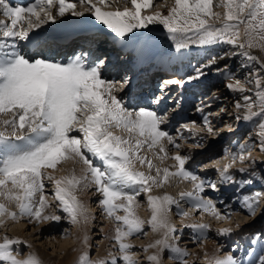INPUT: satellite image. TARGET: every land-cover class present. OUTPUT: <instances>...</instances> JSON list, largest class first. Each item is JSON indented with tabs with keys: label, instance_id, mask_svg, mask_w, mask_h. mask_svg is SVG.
Instances as JSON below:
<instances>
[{
	"label": "snow or ice",
	"instance_id": "obj_1",
	"mask_svg": "<svg viewBox=\"0 0 264 264\" xmlns=\"http://www.w3.org/2000/svg\"><path fill=\"white\" fill-rule=\"evenodd\" d=\"M78 4L86 5L85 11L119 37L134 29L160 24L176 41L177 50L191 44L226 43L240 49L239 55L248 62H257L264 68V61L252 54L253 49L264 52V0H173L170 6L167 2L156 5L155 0H125L123 8L118 6V0H31L28 3L0 0V16L3 17L0 19V217L7 215L18 220L27 216L36 221H59L60 216L45 214L52 206L46 195L48 182L54 185V197L70 221L73 224L86 223L88 209L76 192L82 184L85 187L94 185L103 197L100 203L105 213L117 222L113 239L119 246L120 259L124 264H138L131 253L133 245L125 240L142 233L144 228L145 222L136 212L140 193H151L154 186L168 183L171 177H180L193 185V190L181 192L180 198L219 218L221 212L216 204L202 195L206 186L215 190L217 185L186 167L191 157L180 153L183 145L178 142L184 139V135L182 132L173 135L166 129V115L151 106L132 108L120 96L121 86L105 77L104 59L90 63L87 53H79L62 62L28 58L15 50L17 40H28L30 33L48 22L66 13L83 16L85 12L77 10ZM113 6L114 10H106ZM220 7L224 9L223 13L215 10ZM163 8H167V14ZM145 10L152 11L144 14ZM222 58L210 56L205 64L194 70L195 75L187 77V81L204 76V70L218 64ZM227 78L231 79V76ZM123 79L126 84L128 78ZM250 82L255 85V99L244 96L243 104L236 103L237 109L246 110L245 120L264 115V75L257 71ZM166 83L183 86L185 81ZM226 87L232 91H246L240 80L229 82ZM159 102L158 98L152 103ZM256 107L259 112L253 111ZM202 122L207 134H213L208 115L203 116ZM182 127L193 135L202 131L195 122ZM260 129L259 135L264 137V124ZM169 145L176 150L172 155L169 154ZM155 159L161 162L174 160L172 167L175 171L159 167L154 163ZM237 159H245L243 151L234 154L232 163L223 166L220 173L223 181L232 180L228 170ZM68 160L85 166L81 175H77L75 169L66 176H56L49 171ZM137 164L146 165L149 171L139 170ZM153 170L156 175L151 174ZM258 196L242 198L251 215H255ZM147 200L151 209L148 224L152 231L162 232L161 238L145 246L144 251L157 249L147 260L151 264H161V254L169 249L180 264H188L185 259L190 255L188 250L169 242V235L177 229L170 223L168 214L172 205H176L182 216L189 213L180 208L176 198L168 193L149 195ZM3 201L15 203L19 211L11 210ZM121 211L124 215H119ZM228 216L230 213L225 218ZM2 223L4 221L0 220ZM189 227L203 239L211 226L203 223ZM218 231L230 234L232 229ZM259 239L254 238L253 243ZM21 243L18 238L5 236L0 242V264H41L35 254L19 258L14 246ZM205 259L208 264H264V241H261L258 256L249 251L247 256L229 253L223 257L206 256ZM116 262L117 257L113 256L110 264ZM78 264L108 262L93 261L89 252L84 251Z\"/></svg>",
	"mask_w": 264,
	"mask_h": 264
},
{
	"label": "rangeland",
	"instance_id": "obj_2",
	"mask_svg": "<svg viewBox=\"0 0 264 264\" xmlns=\"http://www.w3.org/2000/svg\"><path fill=\"white\" fill-rule=\"evenodd\" d=\"M165 2H167V4L170 6L173 0H155V4L160 6L164 5ZM118 6L123 8L125 6V0H118ZM128 6L130 7L131 5L128 4ZM85 8L86 5L78 4L77 9L79 11H85ZM114 8L115 6L109 8V10H114ZM152 10H145L144 14L146 13L149 14V12ZM162 10L165 12V14H167V8H163ZM215 10L221 13H223L224 11L222 7L216 8ZM159 34L165 36V38L171 36L168 33L167 29L163 27V25L161 28H158L156 32V35ZM212 46H214L212 52L214 55H219L221 53L223 54L224 52L227 53L229 52L228 51L229 49L237 48L235 46L226 43H219L218 46H220L221 48L218 47L217 44ZM239 52L240 49L238 50L237 55H235V57L232 60L231 73L235 72L233 76H236L235 78L241 81L246 91H243L244 93L238 91L239 94H242L240 95L241 97L239 96L240 98L237 95L236 96L233 95L226 100V98L225 99L223 98L224 96L222 97L220 96L222 93L221 91L220 92L216 91L214 93L212 92L217 86L218 87L221 86L224 89L226 88L224 81H222L220 77H215L217 74H215V76L214 75L211 76V73H215V71L212 72L210 71L211 73L208 72L207 73L208 76H206L203 79L202 77L197 79L195 83H197L198 80L199 81L203 80V82H206L207 85L213 83V85L211 84L212 86L207 90V93L209 97L212 94L211 97H213L214 100L213 98H209V97L208 99H212L213 102L216 103V105L211 106L212 104L209 103L212 100H210L205 106L208 107L210 105V107H208L209 109L206 110L205 115L209 116V119L211 120L212 126L214 128V133L211 135L207 134L202 122L203 119L195 117L188 120L186 118L187 119L186 122H188L186 124H192L193 122H195V124L202 131L200 132L199 135H193L186 130V134H190L192 136L191 137L192 139L185 140L184 142L182 140L178 141L183 145V147L179 150L180 153L182 155H189L191 157L186 167L191 168L192 171L196 170L194 172L200 177L201 175H204L202 177L203 179L204 178L206 179L208 174L209 180L216 183L218 187L216 188L217 190L216 189L213 190L206 186L205 191L202 195H204L205 199H211L216 204V207L221 212V216L217 218L210 215L209 213L200 211L196 209L194 206H192L190 203H188L189 201H187V199H186L187 203L181 202L183 200L180 198V193L192 191L193 185L190 181L183 180L180 177H171L168 183L163 184L162 186L159 187L154 186L151 193L141 192L140 195L137 197L139 207L136 209V212L137 215L145 222L144 228L142 233H137L133 236L126 238L125 240L126 243L133 245V248L131 249V253L134 259L138 261V264H151V262L147 260V257L151 255L153 252L157 251V249L155 248H151L148 249L147 251H144L145 246L152 243L149 237L153 232L151 226L148 224V221L151 218V209L148 206L147 197L149 195L157 196L158 193L161 192V190H165V193H168L169 195L176 198V200L179 203V206H181L182 209L186 210L189 213L188 216L176 215L174 213L177 211V207L176 205H172L171 211L168 214L170 216L169 218L170 219L172 218L171 220H173V217L174 219L180 220L181 217V221H183V224L182 223L178 224L179 232L177 234L171 233L168 239L170 243L178 244L180 247L186 248L188 250L190 255L185 258L188 261V264H208V260H206L205 257L206 256L209 257L208 256L209 254H211V257L212 256L223 257L229 253H231L234 256H247L249 251H253L254 254L257 256L261 254V241H264V198L258 200V202L256 203L255 215H251L247 210V208L244 206L242 198L245 196L253 197L255 196L254 195L255 193H253L251 189L249 190L248 188L247 189L241 188L239 183L240 182L248 183L250 182V180H252V182L253 181L255 182L256 180L257 183L261 184L262 188H264V147H262V141H264V137H261L259 135V132L261 130L260 125L264 124V115L253 117L251 120H245L243 117L246 114V110L243 108L237 109L236 103L239 100L241 101L240 103L243 104L244 96H251L253 99H255V96L253 95L255 91V85L250 81L254 80L257 71L261 75H264V68H262L260 64L257 62H248L244 57L239 55ZM252 54L258 56L262 61H264V52H261L258 49H253ZM231 55L232 54H230L228 57L225 58L226 59L225 62L229 63L231 61L230 60ZM199 67L200 66H198V68ZM206 71H208V69H206ZM192 75L195 74L193 73L191 74V76ZM214 80L216 83H214ZM200 90H204V89H200ZM234 92L235 91H233V93ZM230 95L231 94H229V96ZM219 100L222 101L219 102ZM225 101H228L229 103H224ZM220 104H223L224 106L220 108L219 120L216 119V122L212 121L215 118V115L218 113L217 112L219 110L218 106ZM253 111L259 112L260 109L256 107L253 109ZM212 113L213 116L211 115ZM237 116H240V119H237ZM217 123L219 126L217 125ZM224 123L225 125H223ZM226 124L234 126L233 127L234 129L227 126ZM180 125L181 126H179L178 128H182L183 126L182 123ZM221 128H223V130H218ZM223 131H225V135H222ZM251 141L252 144H255L254 145L255 151H253L251 148L252 147L251 146L252 144H250ZM205 149L206 150L211 149L214 152L212 153L209 151L208 153L207 151L206 154ZM175 151L176 150L169 145V154L172 155L174 154ZM204 151H205V156H203L202 154L204 153ZM241 151H243L245 155V159L243 161L237 159L236 162L233 164V167L228 170V174L232 177V180L228 182L223 181L220 175L223 166L232 163L233 155L234 154L238 155ZM149 155H151V153H149ZM154 163H156L161 168L169 167L171 171H175V168L172 167L175 164L174 160L166 159L163 162H161L159 159H155ZM74 166L78 167V162L73 160H68L63 162L61 165H59L58 168L61 169L60 171L58 170V168L49 171H53L54 175L56 176H65L64 174L66 173V171L74 168ZM136 167L139 170L144 171L146 173L149 171L146 165L142 166L140 164H137ZM239 169H245V171H239ZM151 174L156 175L154 170L152 171ZM232 183H234L233 188H235V190L231 192L228 191L227 193L224 187L226 186L228 188L232 186L231 185ZM237 185L239 186L238 188H236ZM92 186L93 188L90 189V187ZM92 186H89L87 188L88 192H85L84 190H80L76 192V195L81 201H83V203L85 204V206L89 211L91 207L89 206L90 202H88V199H93L94 201H96L95 208L99 204L97 206V210H99L97 212V216L100 215V217L98 218L93 217V219H96L94 221V224H96V226L90 225L89 219H91V217L87 220L86 223H82L81 226H78L77 224H73L68 218V214L65 213L62 209H60L59 204L54 197V192L52 190L54 185L46 182V187H48L46 188V195L52 206L46 209L45 214L58 215L61 217V219L59 221L56 220L36 221L31 218H30L31 220H29L28 217L25 216L19 218L20 220H12L7 215H5L3 217H0V220L4 221L3 224H0V242L3 241V238L5 236H7L10 239L18 238L22 242L20 245H17L18 247L21 248V249L19 248L17 249L19 253V258L24 259L31 253V254H35L40 259L41 264H46L45 259H43L40 256L38 249L34 248L36 246L35 244L40 242L42 243V241H45V246L44 244L41 243L39 244V246L42 248V251H44L45 253H49L50 257L56 255L61 257L64 253L66 252L68 253V250L69 252H71L73 249L71 250L70 248L75 246L79 242V240L82 239L85 243V237H87V241L90 242L93 241L90 246H89V242L86 243L87 246H89V249L87 251L89 252V255L93 261L105 260L108 262V264H110L111 258L115 256L117 257L116 264H124L123 260L120 259L121 254L119 252V246L117 242L113 239V236L115 235V228L118 226L117 222L105 213L103 206L100 205V201L103 199V197L99 192L96 191L95 186L94 185ZM210 190L214 191V193L209 192ZM91 193L93 194L91 195ZM229 194L231 195L229 196ZM239 195L240 198L238 199ZM3 202L9 204L8 207L11 210L17 212L19 211L15 203L8 201H3ZM228 213H230V216H228V218H225V215H227ZM119 215H124L123 211H121ZM24 218L26 219V221L24 220ZM248 219H250L252 223L248 227L241 228L242 226H244V223L248 221ZM21 222H26V223L25 224L22 223L21 225ZM203 223L209 224L211 227L210 229L207 230L205 238L200 239L198 238V234L191 227H189V225L203 224ZM51 225L53 226L52 232L57 233V235H59V238L68 237L67 240H65V246L54 247L52 244H49V240L47 237H45L44 233L49 231L48 228L46 227L48 226L50 227ZM85 227L87 230L85 229ZM178 227L176 228L177 230ZM38 228L40 230H38ZM224 228H230L233 231L239 228V231L237 233H234L230 239H227V234H222L218 231L219 229H224ZM43 229L45 230L43 231ZM54 229H56L57 231H55ZM92 229L93 232L96 231L99 234H96L97 236L95 237L94 236L90 237L93 235L92 234L93 232L90 233L89 230ZM82 230H84V236ZM215 230H217V234ZM37 231H39V233H37ZM41 231L43 232L41 233ZM40 233L43 234V236L40 235ZM39 236L41 237L38 238ZM256 237H260V239L257 240L256 243L254 244L253 239ZM54 242L57 243V241ZM146 242H148L147 245ZM207 248L209 249V251L205 252V249L208 250ZM161 255H162L161 264H180V262L177 259H175V257L173 261H168L169 257L174 255L173 253L170 252L169 249H165ZM76 260H77V256L73 259V262H76Z\"/></svg>",
	"mask_w": 264,
	"mask_h": 264
},
{
	"label": "bare ground",
	"instance_id": "obj_3",
	"mask_svg": "<svg viewBox=\"0 0 264 264\" xmlns=\"http://www.w3.org/2000/svg\"><path fill=\"white\" fill-rule=\"evenodd\" d=\"M78 10V9H77ZM106 10H109V9H106ZM85 12V14L83 15V16H72L71 15V13H66L65 14V16H63V17H58L55 21H50V22H48L47 24H45V25H43L40 29H36V30H34L32 33H30V35H29V37H31V36H38V35H43V34H45L47 37H48V40H46L47 41V45H56V39L54 38V37H52V35H54V36H56V37H58L60 34H75L76 32H79V30H81V28L79 27V24L78 23H80V21H81V17H84L87 21H90V22H93V23H97V24H100V25H102L99 21H97L96 19H95V17H94V15H92L91 13H89V12H87V11H84ZM146 14H148V13H146ZM3 17L2 16H0V19H2ZM104 26V25H103ZM106 27V26H105ZM162 27V25H160V24H150L147 28H144V29H134L131 33H128V34H126V36L124 37V39H127L129 42H130V45H129V48L127 49L126 47H123V49L121 50V51H123L124 53H129V51L130 50H132L133 48H134V42L137 40V38H134V39H131V37L134 35V34H136L137 36H139V37H141V43H142V45H144V44H146V43H151L152 45H155V46H157V45H159V44H161V43H163V40H161L160 39V37L158 36V35H156L157 37H153V38H149L148 39V37H147V34L150 32V33H152V34H156V32H157V30H158V28H161ZM106 29H107V35H101V36H99V38H101V39H103V41H105L106 39L107 40H109V39H111L113 36H111L112 35V33H114V32H112L110 29H108L107 27H106ZM51 31H57V33L59 34H56V32H54V33H52ZM108 36V38H106ZM129 38L132 40V41H130L129 40ZM26 41H28V40H17L16 41V45H17V47H16V49L15 50H17V51H20L22 48H24L25 46V43H26ZM12 41L10 40L9 41V43H11ZM217 46H218V44H217ZM189 47H191V51H190V53H189V55L191 56V60H192V63H188V64H186V66H187V68H186V72L185 73H183L182 75H177L176 73H174V72H172V71H161V74H162V76H167V78L169 79V80H173L174 78H177V77H179L178 78V81H181V80H184L185 81V83L183 84V86H181V85H179V91L181 90V91H183L187 86H189V87H191V89H192V84L194 83L195 84V82L197 81V80H193V81H187V77L188 76H191V74L189 75V73L191 72V71H193V68H190V66L192 65L194 68H195V66H201V65H203V64H205L206 62H207V60H208V58L210 57V56H219V57H223L222 59H219V61H218V64H216V65H213L211 68H208V71H206V70H204V71H206L205 73L207 74L208 72H212V71H215V73L216 74H218V75H220V79H222V81H224V83H225V87H226V85L229 83V82H235V80H239V79H237V78H235L236 76H233L234 74H235V72L233 73H231V63H232V60H233V58L235 57V55H237V53H238V48H235V49H229L228 51L229 52H224L223 54L221 53V54H219V55H214L212 52H213V47L214 46H200V45H193V44H191ZM218 47H220V46H218ZM221 48V47H220ZM219 49V48H218ZM127 50V51H126ZM216 50V49H215ZM57 50L56 49H52V52H53V55L55 56V55H60V53L59 54H57V52H56ZM230 54H232L231 56H230V62L229 63H227V62H225V58L226 57H228ZM37 58H44V55H38V57ZM56 61H59V59H57ZM124 61H127L126 59H124ZM127 62H129V61H127ZM103 72H104V74H105V77L107 78V79H111L112 78V80H115L116 82H117V84L119 85V86H121V88H122V90L120 91V96H122L123 98H124V100L125 101H131L132 100V98H133V93L134 92H132L131 91V89L129 88V83L131 82V78H132V75H131V72H128V70H126V69H119V70H114V69H103ZM210 72V73H211ZM206 74H205V76H206ZM213 74V73H212ZM231 76V79H229V78H227L228 76ZM237 75V74H236ZM127 77L128 78V82L125 84V82H124V77ZM217 76V75H216ZM123 79V80H122ZM203 79V78H202ZM206 81V80H205ZM200 83V84H199ZM196 85H197V88H199V89H204L205 90V88H206V86H207V83L206 82H203V80L202 81H198L196 84H195V86L194 87H196ZM170 86V84L168 85V87ZM204 87V88H203ZM221 86H217V87H215V89L212 91L213 93L214 92H216V91H218V92H222L221 93V97L222 96H224L223 98L225 99L226 98V100L228 99V98H230L231 96H240V95H242V94H239V92L238 91H235L234 93H233V91L231 90V89H229V88H220ZM213 89V88H212ZM224 91V92H223ZM229 92H231V93H229ZM242 93V92H241ZM244 93V92H243ZM229 94H231L230 96H229ZM227 96H229V97H227ZM220 97V98H221ZM241 97V96H240ZM239 97V98H240ZM207 100H212V99H207ZM223 100V99H222ZM222 100H219V102L220 101H222ZM229 101V100H228ZM228 101H225L224 103H229ZM237 101V100H236ZM239 101V100H238ZM237 101V102H238ZM239 102H241V101H239ZM209 104H212V105H216V103L215 102H213V101H211ZM224 105L223 104H220L218 107H219V110L217 111L218 113L215 115V118L212 120V121H215L216 122V119H218L219 120V113H220V108L221 107H223ZM211 110V109H210ZM235 111V110H234ZM221 112H222V110H221ZM161 115H166L167 117H168V119H167V127L169 126V121L170 120H172V118H173V112L172 113H163V114H161ZM180 114H178L177 116H175L174 118H173V120H175L178 116H179ZM182 115V114H181ZM212 116H213V113L211 114ZM187 115H185V116H183V118L185 117V118H188V117H186ZM189 116V115H188ZM196 116V115H195ZM220 117H222V116H220ZM211 118V117H210ZM217 122H219V121H217ZM218 125V124H217ZM216 125V126H217ZM223 125H225V123L223 124ZM227 125V124H226ZM219 126V125H218ZM221 126H222V124H221ZM227 126H229V127H231L232 129H234L233 127L234 126H231V125H227ZM167 127H166V129H167ZM229 127H226V128H229ZM231 129V130H232ZM218 130H223V128H221V129H218ZM222 135H225V131H223V133H222ZM236 139V138H235ZM250 144H252V141L250 142ZM254 145L255 144H252L251 146V148H252V150L253 151H255V147H254ZM204 148H205V146H204ZM207 149V148H206ZM205 149V150H206ZM216 150V149H215ZM207 151H208V153H209V151L210 152H214V151H212L211 149H209V150H206V154H207ZM226 152H228V151H226ZM203 154V156H205V151H204V153H202ZM225 154H227V153H225ZM76 166V165H75ZM74 166V168H72V169H70V170H68V171H66V173L64 174L65 176L66 175H70L71 174V171L73 170V169H75V171H76V174L77 175H81L82 174V169L85 167L82 163H78V167H75ZM59 167V166H58ZM58 170L60 171L61 169L60 168H58ZM203 179V178H202ZM205 179V178H204ZM241 183V182H240ZM239 183V185H240V187L241 188H244V189H251L252 191H253V193H255L254 195L256 196V194H259L260 196H258V200L259 199H263L264 198V196H263V194H264V188H262V185L261 184H258L257 183V181L255 180V182L253 181L252 182V180H250V182H248V183H250V185H248V184H240ZM247 183V182H246ZM232 186H230V187H228V189L226 190L227 191V193H228V191H234L235 190V188H233V186H234V183H232L231 184ZM89 187V186H88ZM88 187H85L83 184L79 187V189L77 190V192L78 191H80V190H84L85 192H88V190H87V188ZM226 187V186H225ZM225 187H224V189H225ZM239 186L237 185L236 186V188H238ZM46 188H48V187H46ZM93 188V186L92 187H90V189H92ZM218 188V187H217ZM89 189V190H90ZM217 190V189H216ZM241 190V189H240ZM163 191V192H162ZM209 192H212V193H214V191H209ZM241 192V191H240ZM165 193V190H161V192L160 193H158V195L157 196H162L163 194ZM216 193V192H215ZM93 193H91V195H92ZM237 194V193H236ZM231 194H229V196H230ZM233 195V194H232ZM242 196V195H241ZM255 196H253V197H255ZM260 197V198H259ZM94 198V197H93ZM215 198V197H214ZM213 198V199H214ZM240 198V195H239V197H238V199ZM0 199H2V198H0ZM183 201H181V202H184V203H187V201H186V199H182ZM93 201V202H92ZM88 202H90V207H91V209H90V213L88 212V219L91 217V219H89L90 220V225H95L96 226V224H94V221L96 220V219H93V217H95V218H98V217H100V215H98L97 216V212L99 211V210H97V206L99 205H97L96 206V208H95V205H96V201H94L93 199H88ZM99 203V202H98ZM188 203H190L191 205H192V203L191 202H188ZM218 204H219V202H218ZM241 204V203H240ZM9 205V204H8ZM100 205H101V203H100ZM190 205V206H191ZM193 206V205H192ZM180 208H181V206H180ZM100 210H102V209H100ZM176 211V210H175ZM174 211V212H175ZM92 212H95V213H92ZM102 213V212H101ZM174 214H176V215H180L177 211L174 213ZM207 215V214H206ZM205 216V215H204ZM170 217V216H169ZM28 219L29 220H31L30 219V217H28ZM101 219V218H100ZM151 219V218H150ZM172 219V218H171ZM170 218H169V220H170V223L171 224H173L176 228L178 227V224H180V223H182L183 224V221H181V217H180V220H178V219H174V217H173V220H171ZM18 220H20V219H18ZM24 220L26 221V219L24 218ZM22 223L23 224H25L26 222H21V225H22ZM190 223H193V222H190ZM252 223V221H250V219H248V221L246 222V223H244V226H242L241 228H243V227H248L250 224ZM3 224V223H2ZM81 224L82 223H79V224H77L78 226H81ZM189 225V224H188ZM76 226V225H75ZM89 226V225H88ZM180 226V225H179ZM186 226H187V224H186ZM90 227V226H89ZM105 227V226H104ZM46 228H48V232H45L44 234H45V237H47L48 238V240H49V244H52L54 247H63V246H65V240H67V238H59V235H57V233H53L52 231H53V226L51 225L50 227L48 226V227H46ZM85 229H86V227H85ZM84 229V230H85ZM94 229V228H93ZM93 229L92 230H89L90 231V233L91 232H93ZM212 229V228H211ZM38 230H40L39 228H38ZM45 229H43V231H44ZM55 231H57L56 229H54ZM84 230H82V233H83V236H84ZM87 230V229H86ZM43 231H41V233L43 232ZM236 231V232H235ZM235 231H233L232 230V232L230 233V234H227V239H230L231 238V236L234 234V233H237L238 231H239V228L238 229H236ZM24 232V231H23ZM96 232V231H95ZM95 232H93L92 234V236H90V237H95V236H97L96 234H99V233H95ZM179 232V227H178V230L175 232V234H177ZM183 232V231H182ZM215 232H216V234H217V230H215ZM37 233H39V231H37ZM40 233V235H42L43 236V234H41ZM38 236V235H37ZM99 236V235H98ZM161 236H162V232H152V234H151V236L149 237L150 238V240L152 241V243H154L155 242V240L156 239H159V238H161ZM239 236H240V234H239ZM41 236H39L38 238H40ZM80 237V236H79ZM35 238H37V237H35ZM82 238V237H81ZM80 238V239H81ZM29 240V239H28ZM88 240H91V239H88ZM148 240V239H147ZM40 241H42V240H40ZM54 241H57V243H55ZM59 241V242H58ZM238 241V240H237ZM87 242H89V246L92 244V242L93 241H87ZM149 242V241H148ZM148 242H146V245H147V243ZM33 243V242H32ZM32 243H29V244H32ZM41 243V242H40ZM40 243H37V244H35L36 246L34 247V248H36V249H38V252H39V254H40V256L43 258V259H45V263L46 264H78L77 263V261L79 260V257L81 256V254L84 252V251H87L88 249H89V246H87V244L86 243H84V241L81 239V240H79V242L75 245V246H73L72 248H70L72 251L71 252H69V250H68V253L66 252V253H64L61 257H59V256H53V257H50L49 256V253H45L44 251H42V248L39 246V244ZM188 243V242H187ZM41 244H44V246H45V241H42V243ZM145 244V243H144ZM15 247V249L17 250L18 248L19 249H21L20 247H18V246H14ZM208 249V248H207ZM207 251H209V249L208 250H206L205 249V252H207ZM171 252V251H170ZM172 253V252H171ZM199 253V252H198ZM49 257H48V256ZM77 256V260H76V262H73V259L75 258ZM209 256V258L211 257V254H209L208 255ZM173 259H174V255H172L171 257H169V260L168 261H173ZM48 262V263H47ZM73 262V263H72Z\"/></svg>",
	"mask_w": 264,
	"mask_h": 264
}]
</instances>
